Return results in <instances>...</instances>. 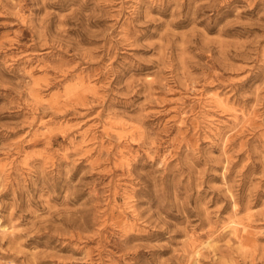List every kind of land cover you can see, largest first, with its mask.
I'll list each match as a JSON object with an SVG mask.
<instances>
[{"label": "rangeland", "instance_id": "obj_1", "mask_svg": "<svg viewBox=\"0 0 264 264\" xmlns=\"http://www.w3.org/2000/svg\"><path fill=\"white\" fill-rule=\"evenodd\" d=\"M0 264H264V0H0Z\"/></svg>", "mask_w": 264, "mask_h": 264}, {"label": "bare ground", "instance_id": "obj_2", "mask_svg": "<svg viewBox=\"0 0 264 264\" xmlns=\"http://www.w3.org/2000/svg\"><path fill=\"white\" fill-rule=\"evenodd\" d=\"M245 232H246V230H245L244 227H241V226L240 227H236L235 226V233L237 234L238 237L243 236ZM240 238H243V237H240Z\"/></svg>", "mask_w": 264, "mask_h": 264}]
</instances>
